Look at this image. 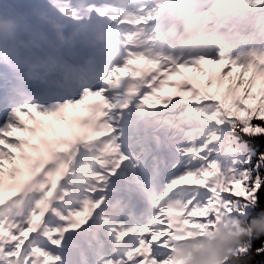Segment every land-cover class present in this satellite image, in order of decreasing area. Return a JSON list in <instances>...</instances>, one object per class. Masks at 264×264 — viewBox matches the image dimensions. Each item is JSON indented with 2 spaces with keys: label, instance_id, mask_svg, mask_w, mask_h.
Listing matches in <instances>:
<instances>
[{
  "label": "snow or ice",
  "instance_id": "snow-or-ice-1",
  "mask_svg": "<svg viewBox=\"0 0 264 264\" xmlns=\"http://www.w3.org/2000/svg\"><path fill=\"white\" fill-rule=\"evenodd\" d=\"M128 3L69 13L103 47L0 46V264H188L264 218V0Z\"/></svg>",
  "mask_w": 264,
  "mask_h": 264
},
{
  "label": "rangeland",
  "instance_id": "rangeland-1",
  "mask_svg": "<svg viewBox=\"0 0 264 264\" xmlns=\"http://www.w3.org/2000/svg\"><path fill=\"white\" fill-rule=\"evenodd\" d=\"M66 1L70 2L71 0H0V41L7 42L8 39V41L13 43V40L16 37L29 38L33 30L40 32L39 28H34L32 25L26 26L27 31L25 29L21 30L22 25L20 23L22 22L23 17H27L32 21L31 14H34L38 17L42 14L52 13L55 18L58 17L62 19V15L67 13L68 9L73 8L70 7V4L67 5ZM120 7H129L128 0H120ZM27 12L30 14H27ZM88 23L89 24H86L87 26H94L95 19L94 21L88 20ZM23 118L27 119V117ZM225 227L226 230L230 232V223L227 226H222L221 228ZM217 238H219V232L213 238L208 239L210 241L216 242ZM222 240L223 239L221 238V243ZM195 243V239L187 241V244L185 245L184 251L181 253V255H183L185 258H190L188 257V252H191L192 254L195 253L192 251V245ZM215 254V249L209 246L207 252L203 255L204 261H200V264H215ZM208 257H211V259H208Z\"/></svg>",
  "mask_w": 264,
  "mask_h": 264
},
{
  "label": "trees",
  "instance_id": "trees-1",
  "mask_svg": "<svg viewBox=\"0 0 264 264\" xmlns=\"http://www.w3.org/2000/svg\"><path fill=\"white\" fill-rule=\"evenodd\" d=\"M237 220H238L240 228L244 229L245 232L244 233H238L236 227H234L233 224L230 223V226H231L230 232H228V230H226V227L219 229L218 232H219V238L220 239L221 238L223 239L225 236H237V235H243L244 238H246V230H248L249 228H251V230L253 232L264 233V218H258V219L251 221V222L245 221L242 218H237ZM195 240H196V243L194 245H199V247L198 248L192 247V251L195 253H193V255H194L193 257L186 258L188 260V263L200 264V261H204L203 255L207 252L209 246H211V247H213V249H215V252H216L214 263L215 264H223V260L227 255H225L219 259H216L219 255L218 249L222 246L223 240H222V243H216L214 241H210L207 237L197 238ZM261 241H264V237H260L258 239L252 238L251 239L252 248L255 249L256 247H259L261 245ZM194 245H192V246H194ZM230 249H232V247H228L227 251L229 252ZM261 261H264V254H257V255H254L252 257L249 264H260Z\"/></svg>",
  "mask_w": 264,
  "mask_h": 264
},
{
  "label": "bare ground",
  "instance_id": "bare-ground-1",
  "mask_svg": "<svg viewBox=\"0 0 264 264\" xmlns=\"http://www.w3.org/2000/svg\"><path fill=\"white\" fill-rule=\"evenodd\" d=\"M27 14H30V13L27 12ZM31 17H32V21L29 20L27 17H23V20L20 24L22 25L21 28L25 30H27V27H26L27 25H32V27L40 29V32L34 31L30 38V40H32L35 45L47 46L46 44L47 36L52 35V34L59 35V36L67 35L69 37L75 35L73 31H70V29H68V27L65 26L63 22L65 16L63 20L59 19L58 17L55 18L52 13L42 14L41 16H38V17L35 16L34 14H31ZM99 47H102V46H99Z\"/></svg>",
  "mask_w": 264,
  "mask_h": 264
},
{
  "label": "clouds",
  "instance_id": "clouds-1",
  "mask_svg": "<svg viewBox=\"0 0 264 264\" xmlns=\"http://www.w3.org/2000/svg\"><path fill=\"white\" fill-rule=\"evenodd\" d=\"M243 235H237V236H225L223 238V244L218 249L219 255L216 259H219L225 255L229 256L231 253L227 251L228 247L237 248L240 246V244L244 241ZM233 264H236L235 261H233Z\"/></svg>",
  "mask_w": 264,
  "mask_h": 264
}]
</instances>
